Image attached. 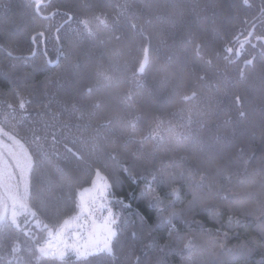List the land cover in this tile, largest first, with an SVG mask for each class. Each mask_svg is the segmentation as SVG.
Masks as SVG:
<instances>
[{
	"label": "trees",
	"instance_id": "trees-1",
	"mask_svg": "<svg viewBox=\"0 0 264 264\" xmlns=\"http://www.w3.org/2000/svg\"><path fill=\"white\" fill-rule=\"evenodd\" d=\"M57 10L88 30L0 0V128L32 158L31 210L66 218L99 170L118 233L110 254L60 260L0 226V264H264V0H52L42 15ZM249 32L255 48L224 51Z\"/></svg>",
	"mask_w": 264,
	"mask_h": 264
},
{
	"label": "rangeland",
	"instance_id": "rangeland-1",
	"mask_svg": "<svg viewBox=\"0 0 264 264\" xmlns=\"http://www.w3.org/2000/svg\"><path fill=\"white\" fill-rule=\"evenodd\" d=\"M31 166L32 158L23 143L0 128V211L7 208L10 214L15 209L21 223L32 211L26 203ZM109 191L105 176L96 175L92 185L81 193L85 202L94 204L92 215L87 219L84 215L79 220L73 219L57 236L49 232L47 240L52 239L51 251L44 256L63 260L69 256L85 258L97 254L92 251V243L103 238L105 221L114 215Z\"/></svg>",
	"mask_w": 264,
	"mask_h": 264
},
{
	"label": "snow or ice",
	"instance_id": "snow-or-ice-1",
	"mask_svg": "<svg viewBox=\"0 0 264 264\" xmlns=\"http://www.w3.org/2000/svg\"><path fill=\"white\" fill-rule=\"evenodd\" d=\"M247 3V0H244ZM35 3V13L39 16H42V19L50 20L55 15L60 14L66 17V23H72L74 20L77 25H83L86 30H88L89 21L88 20H79L76 17L69 15L67 12L60 13L59 10L56 12L49 13L47 15H42L43 9L46 7L44 4V0H34ZM62 27V26H60ZM60 27L57 28V39H59ZM74 31L76 29H73ZM252 36V33L249 32L247 36L244 37V40L241 41L239 38L235 40V43L239 44V48H236L235 51L233 48L228 47L225 48L224 51L229 55L234 54L237 58H239L244 51V46L246 44L251 45L252 48L257 46V43H253L249 37ZM34 42L36 41H45L47 42L46 32H39L35 37H33ZM255 41L264 44V36H256ZM225 59H228L226 56ZM231 62V60H229ZM245 63H251V60L246 61ZM143 65L141 66L140 71H142ZM239 99V98H237ZM20 107L23 108L24 104L21 103ZM243 115V114H241ZM11 139V137H9ZM71 151V149H69ZM10 175V174H9ZM96 175H100V171L97 170ZM203 179V177H202ZM83 189H80L79 192L74 196L73 202L71 206L68 207L65 216L66 218L62 220H57L55 223L48 220L47 217L44 216V213L40 210V208H35L34 210L28 212L25 216L23 223L19 222L17 219V212L15 209L9 211L5 209L4 211H0V226L8 227L11 230H15L17 232L22 233L25 237L31 240L34 244L35 251L40 253L41 255H48L51 251L52 239L49 238L46 242H42L40 238H38L37 233L39 232H51L52 236H57L60 234L65 227H67L73 219L79 220L81 215L85 216V219L88 216L92 215L94 210V204L91 202H85L81 193ZM77 199H79V203H77ZM22 207V206H21ZM102 211H107V209H101ZM71 213H75V216L71 215ZM176 213H171L169 216L165 217L163 214L161 215V223H167L171 225L173 218L176 216ZM231 221H229L230 223ZM118 233V224L117 219L114 215H110L109 219L105 221V231L102 239H95L92 243V251L95 253H111L112 252V239ZM191 244V240H188V243L185 245L188 247ZM15 251V247L13 248Z\"/></svg>",
	"mask_w": 264,
	"mask_h": 264
},
{
	"label": "water",
	"instance_id": "water-1",
	"mask_svg": "<svg viewBox=\"0 0 264 264\" xmlns=\"http://www.w3.org/2000/svg\"><path fill=\"white\" fill-rule=\"evenodd\" d=\"M51 1H52V0H48L47 2H44V4H45V5H48ZM35 53H36V50H34L32 56L35 55ZM32 56H31V57H32ZM146 60H147V57H146L145 60H144V64H145ZM48 62H50L49 59H48ZM57 62H58V59H57L54 63H51V64L54 66V65L57 64ZM5 209H7V208H5ZM5 209H4V210H5ZM4 210H3V211H4Z\"/></svg>",
	"mask_w": 264,
	"mask_h": 264
}]
</instances>
